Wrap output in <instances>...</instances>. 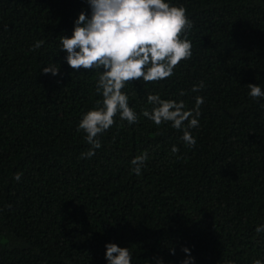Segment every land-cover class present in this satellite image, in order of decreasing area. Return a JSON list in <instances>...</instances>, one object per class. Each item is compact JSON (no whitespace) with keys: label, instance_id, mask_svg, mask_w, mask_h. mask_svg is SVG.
<instances>
[{"label":"trees","instance_id":"16d2710c","mask_svg":"<svg viewBox=\"0 0 264 264\" xmlns=\"http://www.w3.org/2000/svg\"><path fill=\"white\" fill-rule=\"evenodd\" d=\"M167 2L193 21L192 57L170 78L127 84L138 122L117 115L87 158L78 124L102 101L103 70L76 72L59 40L89 5L0 0V264H107L109 242L128 247L131 264H181L183 247L194 264L264 261V98L247 86L264 89V0ZM53 63L59 74L43 73ZM149 93L186 109L203 97L194 147L142 115ZM145 150L136 175L131 160Z\"/></svg>","mask_w":264,"mask_h":264},{"label":"clouds","instance_id":"9594fccd","mask_svg":"<svg viewBox=\"0 0 264 264\" xmlns=\"http://www.w3.org/2000/svg\"><path fill=\"white\" fill-rule=\"evenodd\" d=\"M86 3L90 14L82 10L74 21L72 35H61L59 43L60 50L67 54L68 65L76 72L103 70L96 85L97 93H102V101L98 100L96 107L84 113L78 124V131L86 134L85 140L91 146L81 156L91 158L95 149L101 147L99 136L116 123L117 115L129 125L139 120L129 105L128 95L122 91L126 85L136 80L152 83L170 78L182 61L192 57L193 45L187 33L191 31L193 21L183 5L167 0H86ZM43 43L36 41L30 51L40 48ZM42 71L58 75L59 66L53 63ZM247 86L252 99L264 98V89L258 84ZM204 87V82L200 81L193 85L192 91L199 92ZM180 95H184L183 91ZM147 102L154 107L151 111L144 109V117L157 127L171 122L173 128L183 132V142L189 147L195 146L196 139L190 130L199 127L200 108L204 103L202 96L195 98L192 109H186L182 100L162 99L159 94L149 93ZM171 151L177 153L179 149L174 145ZM147 160V150L136 155L131 160L132 171L140 175ZM21 176L18 172L14 179L19 181ZM256 231H264V226H258ZM105 247L107 264H131L132 253L128 247L111 242ZM182 251L188 255L181 264H194L190 249L183 247ZM170 252L174 255L175 249ZM156 264H164V261L158 258ZM253 264H264V261L255 259Z\"/></svg>","mask_w":264,"mask_h":264}]
</instances>
